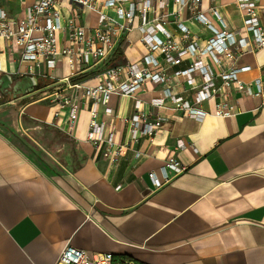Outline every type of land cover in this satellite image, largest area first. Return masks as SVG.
<instances>
[{
  "label": "crops",
  "instance_id": "crops-1",
  "mask_svg": "<svg viewBox=\"0 0 264 264\" xmlns=\"http://www.w3.org/2000/svg\"><path fill=\"white\" fill-rule=\"evenodd\" d=\"M37 1L26 0V4ZM0 5L11 16L24 14L25 4L17 0H0ZM212 8L231 30L242 27L236 0H202L201 11L220 28ZM168 10H175L173 0H168ZM88 12L82 11V18L89 25ZM262 16L264 20V0ZM153 17L150 13L149 19ZM190 17L188 9L180 15L191 36L203 44L212 34ZM140 24L138 19L136 26ZM167 26L177 38L183 36L175 24ZM146 53L136 29L120 41L108 64L138 62ZM14 58L15 63L6 59L8 73L0 75V99L7 97L0 106L14 107L17 123L26 116L47 125L54 136H60L64 147L76 149L80 161L70 177L73 185L50 178L5 132L1 123L9 118L0 113V264H56L68 244L110 253L115 264H264V95L248 96L232 89V115L214 116L216 100L211 99L202 105L208 112L202 120L169 106L148 104L146 109L153 117L165 119L163 131L152 145L142 139L113 164L104 150H96L86 141L87 110L70 135L52 123L48 100H32L64 82L70 73L68 60L58 62L52 77H42L14 74L19 67L18 56ZM236 62L251 66L240 75L245 82L264 80V48L245 53ZM189 63L185 60L170 73ZM102 69H88L77 78L96 83ZM20 80L23 85L15 89ZM164 88L148 83L139 97L148 102ZM185 89L183 81L176 92ZM133 102L128 96L111 100L115 110L112 123L119 130L120 143L127 141L124 118L134 111ZM36 105L45 108L43 116L29 112ZM135 150L148 155L136 158ZM172 156L187 169L156 189L149 173L159 172Z\"/></svg>",
  "mask_w": 264,
  "mask_h": 264
},
{
  "label": "built area",
  "instance_id": "built-area-1",
  "mask_svg": "<svg viewBox=\"0 0 264 264\" xmlns=\"http://www.w3.org/2000/svg\"><path fill=\"white\" fill-rule=\"evenodd\" d=\"M17 1L25 4L23 15L11 16L0 5V75L8 73L6 59L9 57L15 63V55L19 67L14 74L23 76L52 77L58 62L67 59L69 76L52 92L41 91L38 99L49 101L52 123L70 135L77 128L81 113L87 110L90 117L86 141L96 150H104L113 164L142 139L152 145L163 131L165 119L153 117L146 109L148 104L157 108L169 106L202 120L208 115L202 105L211 99L216 100L214 116L232 115V89L248 96L264 95V80L245 82L240 75L250 71L251 66L236 62L245 53L264 48L262 0H236L243 17L242 27L236 30H231L220 12L212 8L221 24L220 28L215 27L200 9L202 0H173V12L168 10V0H38L31 5L26 0ZM184 9L190 10L191 21L204 24L211 32L203 44L191 36L190 29L181 21ZM82 11L94 13L95 23H84ZM150 13L153 19H149ZM138 19L141 24L136 26ZM170 22L181 31V38L168 29ZM136 29L147 49L142 60L108 64L120 41ZM182 41L186 44L182 45ZM185 60L190 61L187 68L170 73ZM97 67L103 69L96 83H84L77 78ZM183 81L187 89L179 94L176 88ZM148 83L165 88L145 102L139 94ZM113 96H128L134 101V111L124 118L128 125L125 143H120L119 130L112 123ZM145 155L148 153L141 150L135 152L136 158ZM186 169L172 156L159 172H150L149 178L159 189ZM56 264H115V258L110 253H94L68 244Z\"/></svg>",
  "mask_w": 264,
  "mask_h": 264
},
{
  "label": "rangeland",
  "instance_id": "rangeland-1",
  "mask_svg": "<svg viewBox=\"0 0 264 264\" xmlns=\"http://www.w3.org/2000/svg\"><path fill=\"white\" fill-rule=\"evenodd\" d=\"M91 12H88V23L94 24ZM38 95H34L33 99H38ZM6 98L0 99L4 101ZM45 108L36 105L29 112L43 116ZM0 113L8 116L6 123H1L5 132L11 137L12 141L24 151H26L32 159L37 163L43 173L53 178L57 182L73 185L71 178L73 171L78 167L80 159H78L76 149L71 145L64 147V142L60 136L52 134L49 127L45 124L34 122L24 116L18 121L13 119L14 107L0 106ZM17 125L13 127V125Z\"/></svg>",
  "mask_w": 264,
  "mask_h": 264
},
{
  "label": "water",
  "instance_id": "water-1",
  "mask_svg": "<svg viewBox=\"0 0 264 264\" xmlns=\"http://www.w3.org/2000/svg\"><path fill=\"white\" fill-rule=\"evenodd\" d=\"M23 83H24V80H20V81L16 82L15 89H19V87H21L23 85ZM15 96H16V94H15Z\"/></svg>",
  "mask_w": 264,
  "mask_h": 264
},
{
  "label": "trees",
  "instance_id": "trees-1",
  "mask_svg": "<svg viewBox=\"0 0 264 264\" xmlns=\"http://www.w3.org/2000/svg\"><path fill=\"white\" fill-rule=\"evenodd\" d=\"M115 258V257H114ZM116 259V258H115Z\"/></svg>",
  "mask_w": 264,
  "mask_h": 264
}]
</instances>
